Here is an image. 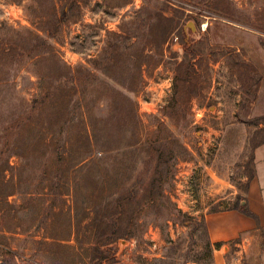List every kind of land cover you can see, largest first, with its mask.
<instances>
[{
    "label": "trees",
    "instance_id": "obj_1",
    "mask_svg": "<svg viewBox=\"0 0 264 264\" xmlns=\"http://www.w3.org/2000/svg\"><path fill=\"white\" fill-rule=\"evenodd\" d=\"M130 1L105 0L108 7ZM190 1L199 7L209 3ZM86 2L37 0L29 12L34 30L13 31L10 38L0 39V247L7 248V235L24 229L27 221L31 225L38 221L47 201L52 248L66 257L63 264H117L112 246L134 238L140 219L150 214L166 221L175 218L191 228L190 234L200 230L206 250H211L205 220H188L174 210L163 188L175 157L185 148L160 128L142 139L136 104L125 94L143 88L144 67L159 64L149 47L157 49L178 29L175 18L165 16L166 8L158 2L149 1L134 22L123 25L119 33L107 32L97 58L72 68L51 41L65 24L75 22L80 4ZM214 5L218 18L232 19L225 0H215ZM185 54L175 66L172 94L162 109L173 127L183 128L189 125L190 103L202 82L195 54L190 50ZM23 62H29L39 91L30 103L13 96L5 76V67ZM101 101L107 112L98 116L95 107ZM263 143L264 139L254 148ZM12 158L16 166L11 165ZM30 194L35 196L31 206L10 201ZM66 197H72L73 208L62 227L55 220L62 212L54 209H60ZM242 213L256 220L249 211ZM84 231L89 234L86 249L78 238ZM70 237H75V247L66 243ZM182 244L171 243L153 264H198V258L188 260L181 254ZM80 251L85 253L84 262ZM1 252L4 258L11 255L8 249Z\"/></svg>",
    "mask_w": 264,
    "mask_h": 264
},
{
    "label": "rangeland",
    "instance_id": "obj_2",
    "mask_svg": "<svg viewBox=\"0 0 264 264\" xmlns=\"http://www.w3.org/2000/svg\"><path fill=\"white\" fill-rule=\"evenodd\" d=\"M36 1L0 0V39L10 38L13 31L34 30L29 12L30 7L37 6ZM149 1L166 8L165 16L175 18L178 29L160 41L157 49L149 47L159 64L142 69L143 88L134 94L125 92L136 104L138 135L144 139L160 128L173 134L185 148L175 157L163 188L174 210L188 220L199 222L208 213L235 206L248 211L252 153L264 139V0H225L230 20L218 18L215 0H208V7L190 0H131L119 7L112 3L108 7L105 0H88L80 4L75 22L65 24L51 41L54 50L68 66H86L105 47L107 32L119 33L123 25L134 22L137 12ZM189 22L196 30L188 33L187 46L184 27ZM186 50L195 54L202 82L199 95L190 103L188 127H173V122L162 116V109L172 94L175 66L182 62ZM30 68L29 62L4 68L10 92L25 103L39 95ZM106 112V102H99L95 113L102 116ZM10 162L17 165L15 158ZM32 198L33 194L17 195L10 201L31 206L35 203ZM72 201V197H66L60 209H54L62 212L55 217L57 225L63 227V220L72 215ZM49 205L47 201L42 203V214L34 224L27 221L24 229L7 235V248L0 247V264H63L66 257L54 254L52 248ZM190 231L175 218L166 221L150 214L140 219L134 238L126 240L121 248L112 246L117 264H153L178 241L183 242L181 254L188 260L198 258V264H213V250H206L201 231ZM81 235L78 238L86 249L89 234L84 231ZM75 240L70 237L66 243L75 247ZM2 249H8L11 255L2 257ZM80 254L84 262L85 253Z\"/></svg>",
    "mask_w": 264,
    "mask_h": 264
},
{
    "label": "crops",
    "instance_id": "obj_3",
    "mask_svg": "<svg viewBox=\"0 0 264 264\" xmlns=\"http://www.w3.org/2000/svg\"><path fill=\"white\" fill-rule=\"evenodd\" d=\"M252 156L253 178L247 193V207L256 220L237 209L204 216L213 264H264V143L254 148ZM217 244L219 247L213 246Z\"/></svg>",
    "mask_w": 264,
    "mask_h": 264
},
{
    "label": "water",
    "instance_id": "obj_4",
    "mask_svg": "<svg viewBox=\"0 0 264 264\" xmlns=\"http://www.w3.org/2000/svg\"><path fill=\"white\" fill-rule=\"evenodd\" d=\"M196 29H195V26L193 25V23H191V22H189L188 24H187V26H185L184 27V35H185V38H186V41H185V44L187 45V46H189V42H188V38H189V32H191V33H194V31H195ZM124 243H126V240H120V241H118V245H119V247L121 248L122 246H123V244ZM117 254L115 255V258L117 259Z\"/></svg>",
    "mask_w": 264,
    "mask_h": 264
},
{
    "label": "built area",
    "instance_id": "obj_5",
    "mask_svg": "<svg viewBox=\"0 0 264 264\" xmlns=\"http://www.w3.org/2000/svg\"><path fill=\"white\" fill-rule=\"evenodd\" d=\"M205 28H206V26L203 25V26L201 27V31L204 32V31H205ZM176 41H177V38H174V42H176Z\"/></svg>",
    "mask_w": 264,
    "mask_h": 264
}]
</instances>
